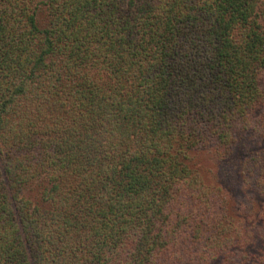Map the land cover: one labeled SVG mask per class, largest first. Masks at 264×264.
Wrapping results in <instances>:
<instances>
[{"label": "trees", "instance_id": "trees-1", "mask_svg": "<svg viewBox=\"0 0 264 264\" xmlns=\"http://www.w3.org/2000/svg\"><path fill=\"white\" fill-rule=\"evenodd\" d=\"M261 199L264 0H0V264H264Z\"/></svg>", "mask_w": 264, "mask_h": 264}, {"label": "rangeland", "instance_id": "rangeland-1", "mask_svg": "<svg viewBox=\"0 0 264 264\" xmlns=\"http://www.w3.org/2000/svg\"><path fill=\"white\" fill-rule=\"evenodd\" d=\"M246 196H248V193L246 192ZM246 196H242L241 194H240V199L239 200H241V202L243 203L244 201H245V199L247 198ZM261 201H264V199L262 200L261 199Z\"/></svg>", "mask_w": 264, "mask_h": 264}]
</instances>
